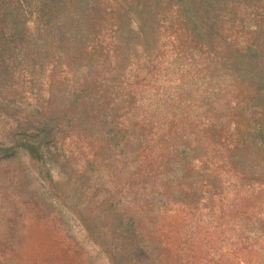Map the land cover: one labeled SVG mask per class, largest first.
<instances>
[{"label": "rangeland", "instance_id": "obj_1", "mask_svg": "<svg viewBox=\"0 0 264 264\" xmlns=\"http://www.w3.org/2000/svg\"><path fill=\"white\" fill-rule=\"evenodd\" d=\"M0 264H264V0H0Z\"/></svg>", "mask_w": 264, "mask_h": 264}]
</instances>
